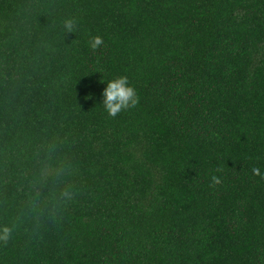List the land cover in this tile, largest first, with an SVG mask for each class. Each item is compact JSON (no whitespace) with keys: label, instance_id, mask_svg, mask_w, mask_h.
Instances as JSON below:
<instances>
[{"label":"trees","instance_id":"16d2710c","mask_svg":"<svg viewBox=\"0 0 264 264\" xmlns=\"http://www.w3.org/2000/svg\"><path fill=\"white\" fill-rule=\"evenodd\" d=\"M6 225L0 264H264V0H0Z\"/></svg>","mask_w":264,"mask_h":264},{"label":"clouds","instance_id":"9594fccd","mask_svg":"<svg viewBox=\"0 0 264 264\" xmlns=\"http://www.w3.org/2000/svg\"><path fill=\"white\" fill-rule=\"evenodd\" d=\"M77 21L69 18L64 21V27L68 32H73L76 29ZM104 44L103 37L96 35L92 36L88 45L90 49L95 52ZM103 96V108L106 113L115 118L122 111H127L136 108L140 103V97L135 87L130 86L127 76H119L111 81L107 82V87L102 93ZM91 97H89L90 99ZM57 144L55 142L49 143L44 146L45 152L44 158L40 161L39 180L42 183H47L50 178L59 179L66 175L71 174V165L66 162H52V153L56 151ZM39 155V153H38ZM217 172L222 169L217 168ZM254 175L260 176V170L257 167L251 169ZM212 185L216 186L221 184V179L217 176H212ZM75 195L72 185L66 184L59 194V199L63 202L72 200ZM15 229V225L0 227V243L7 244L10 240L12 233Z\"/></svg>","mask_w":264,"mask_h":264}]
</instances>
